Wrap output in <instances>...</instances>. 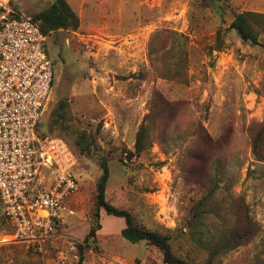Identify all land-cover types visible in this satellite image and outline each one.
Here are the masks:
<instances>
[{"label": "rangeland", "instance_id": "rangeland-1", "mask_svg": "<svg viewBox=\"0 0 264 264\" xmlns=\"http://www.w3.org/2000/svg\"><path fill=\"white\" fill-rule=\"evenodd\" d=\"M10 1L34 18L55 0ZM67 1L79 26L47 35L55 77L40 129L73 149L79 190L41 252L14 240L0 214V264H77V245L98 223L84 264H168L159 247L122 236L124 217L102 210L96 218L103 162L108 201L169 234L175 253L202 263L226 230L250 220L249 242L221 252L217 264L259 262L264 34L262 44L244 42L231 23L243 11L264 13V0ZM164 99L178 104L176 113ZM142 124L151 145L132 155Z\"/></svg>", "mask_w": 264, "mask_h": 264}, {"label": "built area", "instance_id": "built-area-1", "mask_svg": "<svg viewBox=\"0 0 264 264\" xmlns=\"http://www.w3.org/2000/svg\"><path fill=\"white\" fill-rule=\"evenodd\" d=\"M46 39L32 17L0 0V214L11 237L37 252L58 236L79 190L70 145L38 129L55 77Z\"/></svg>", "mask_w": 264, "mask_h": 264}, {"label": "trees", "instance_id": "trees-1", "mask_svg": "<svg viewBox=\"0 0 264 264\" xmlns=\"http://www.w3.org/2000/svg\"><path fill=\"white\" fill-rule=\"evenodd\" d=\"M32 19L40 25L42 32L46 36L49 35L50 32L61 28L77 29L79 26V17L67 0H55L46 9L36 14L34 18L32 17ZM231 27L238 31L244 42L255 45L262 44L260 37L264 34V13L250 10L240 12L235 16L231 23ZM164 102L171 113H176L178 104H174L165 99ZM40 126L41 123L39 122V131L45 134L41 131ZM150 145L151 138L148 132V125L142 124L136 135L134 151H130V154H140ZM102 169L103 173L98 180L95 201L96 218L100 219L102 210H105L108 214L124 217L126 226L121 230L122 236L133 243L146 240L149 244L159 247L164 254V261L168 264H217V259L221 252H228L241 245L247 244L249 242L247 238L248 235L256 228V224L250 220L244 223H241L240 220L237 221V225L226 230L224 234L218 238L214 246L209 248L206 260L202 263H196L173 251L171 236L169 234L139 226L129 210L119 208L110 203L106 196L107 185L110 179V170L107 162L102 163ZM99 229H101V223H98L97 227H91L84 241L77 245L79 255L77 264H84L85 249L91 245V243L94 244L96 242V235ZM242 231H244V233H242ZM94 248L96 249L97 247L94 246ZM256 264H264V258L260 259Z\"/></svg>", "mask_w": 264, "mask_h": 264}]
</instances>
